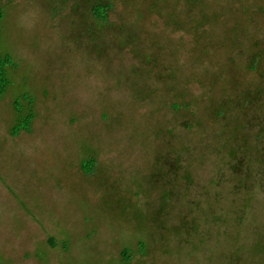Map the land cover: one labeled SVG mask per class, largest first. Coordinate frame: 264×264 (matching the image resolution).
<instances>
[{"label": "rangeland", "instance_id": "374dc122", "mask_svg": "<svg viewBox=\"0 0 264 264\" xmlns=\"http://www.w3.org/2000/svg\"><path fill=\"white\" fill-rule=\"evenodd\" d=\"M0 6V264H264V0Z\"/></svg>", "mask_w": 264, "mask_h": 264}, {"label": "trees", "instance_id": "16d2710c", "mask_svg": "<svg viewBox=\"0 0 264 264\" xmlns=\"http://www.w3.org/2000/svg\"><path fill=\"white\" fill-rule=\"evenodd\" d=\"M110 8H111V6L109 5V3H107V4L98 3V4H95L93 6L92 11L97 18L101 19L102 21H105L107 19V12ZM2 18H3V9L0 6V21L2 20ZM0 35H1V30H0ZM11 65H14V64H13V59L10 56V54H5V55L0 54V98L3 96L8 85L10 84V81L8 78L7 68ZM32 118L33 117H29V119H28L29 124H30ZM18 130H20V127L18 128ZM87 161H88V163H87ZM87 161H85L83 163V166H85L86 169L88 166L89 171L91 172L94 168L95 161L92 158L87 160ZM130 257H131L130 251L125 250L124 251V259L126 261H128Z\"/></svg>", "mask_w": 264, "mask_h": 264}, {"label": "flooded vegetation", "instance_id": "af4514ba", "mask_svg": "<svg viewBox=\"0 0 264 264\" xmlns=\"http://www.w3.org/2000/svg\"><path fill=\"white\" fill-rule=\"evenodd\" d=\"M91 159V158H90Z\"/></svg>", "mask_w": 264, "mask_h": 264}]
</instances>
